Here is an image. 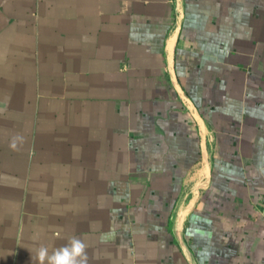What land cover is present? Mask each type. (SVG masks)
Wrapping results in <instances>:
<instances>
[{"label":"crops","instance_id":"crops-1","mask_svg":"<svg viewBox=\"0 0 264 264\" xmlns=\"http://www.w3.org/2000/svg\"><path fill=\"white\" fill-rule=\"evenodd\" d=\"M264 264V0H0V264Z\"/></svg>","mask_w":264,"mask_h":264},{"label":"clouds","instance_id":"clouds-1","mask_svg":"<svg viewBox=\"0 0 264 264\" xmlns=\"http://www.w3.org/2000/svg\"><path fill=\"white\" fill-rule=\"evenodd\" d=\"M86 243L78 237H72L67 244L52 251L40 246L35 254L37 264H88Z\"/></svg>","mask_w":264,"mask_h":264}]
</instances>
